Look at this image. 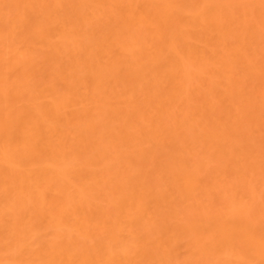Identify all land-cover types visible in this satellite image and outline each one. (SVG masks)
Instances as JSON below:
<instances>
[{
	"label": "bare ground",
	"instance_id": "6f19581e",
	"mask_svg": "<svg viewBox=\"0 0 264 264\" xmlns=\"http://www.w3.org/2000/svg\"><path fill=\"white\" fill-rule=\"evenodd\" d=\"M0 264H264V0H0Z\"/></svg>",
	"mask_w": 264,
	"mask_h": 264
}]
</instances>
